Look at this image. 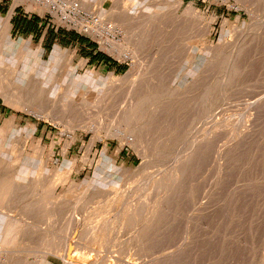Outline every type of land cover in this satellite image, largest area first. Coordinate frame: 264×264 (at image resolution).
<instances>
[{"label":"rangeland","instance_id":"1","mask_svg":"<svg viewBox=\"0 0 264 264\" xmlns=\"http://www.w3.org/2000/svg\"><path fill=\"white\" fill-rule=\"evenodd\" d=\"M61 1L53 12L0 0V33L9 20L17 48L44 63L36 79L55 89L42 118L0 93V150L19 164L0 216L26 234L4 245L0 233L6 259L264 264V0ZM98 18L137 32L134 67L81 25ZM80 37L117 65L90 64ZM81 77L66 108L63 90ZM148 89L158 98L124 130L134 140L114 135Z\"/></svg>","mask_w":264,"mask_h":264},{"label":"bare ground","instance_id":"2","mask_svg":"<svg viewBox=\"0 0 264 264\" xmlns=\"http://www.w3.org/2000/svg\"><path fill=\"white\" fill-rule=\"evenodd\" d=\"M36 1L41 2L45 7H47L49 10H52L53 12H54V9L57 8L55 0H36ZM59 1H61V0H59ZM61 2H64V1H61ZM116 9L111 13L114 16H118V14L121 12L120 9H118V10H116ZM61 10H63V9L61 8ZM64 12H65V9H64ZM99 13L102 14L101 11ZM65 15H66V19L75 20V19H73V17H70V15H68L66 13H65ZM119 19H120V16H119ZM83 21H86V20H83ZM81 25L83 27H85L87 30L95 33V35L101 39V42L103 43V45L110 52L116 53L120 57H123L124 59L130 60L132 62L131 65L133 67L135 66V64H137L138 52H139V49L141 48L139 41L135 45L133 44L131 47L128 46L131 43L130 41H132L131 39L135 38L134 34L137 32L134 33V30H132V31L130 30L129 32L125 31L124 29H122L121 27L116 25L115 23L106 22L105 20H102V18L93 19L92 23L87 22L86 24H81ZM126 38H127V41H126ZM135 40H137V39H135ZM59 51H61V50L57 47L52 52L51 61L54 62L59 58V55H58ZM72 55H73V53H71V54L68 53L66 59L68 61H70L72 58ZM60 57H62V56L60 55ZM43 65H44V63L41 61V59H39V56H38L36 51L35 52L34 51L25 52V51H21L17 48L16 43L12 40V38L9 34V20H7L5 22L4 29L0 33V93L5 96L7 101L20 103L24 106L25 109H27L31 113H34L38 116H41V118H42L43 114L45 115L48 113L47 108H46V104L49 105L47 102H48V100H50L51 92H54L53 90H55L54 88L47 86V81H48L47 78L45 79V77H42V79H40V80L36 79L37 78L36 75L38 74L37 70H39L40 67ZM130 74H131V72H128L125 75V77H128ZM140 75H142V74H140ZM72 77H73L72 71L67 70V72L65 73V79L69 80V79H72ZM82 78L83 77L79 78L78 82L75 80H72L71 81L72 84L71 83L67 84V87L63 90V92L65 93L64 96H65L66 108L69 107V105L67 106V104H70L71 101H74L73 98H75L77 96V90L79 89L78 87L80 85ZM137 81H139V80L135 79V82H137ZM37 86L39 87V90L36 88ZM62 89L63 88H61V91H62ZM158 92L159 91H157V89H154V94H152V91L148 89L145 93L140 94V96L135 101H132L131 104L122 113V115L119 119V122H120L118 125L119 127L116 129V131L114 128H112L115 131V133L113 132L114 135L121 137V138H125L128 141L129 140L133 141L134 137L127 136L125 131H124L125 128H127L129 130V128L138 125L140 119L142 118V116L145 113V110L147 109L146 107L148 106L149 102L151 101V99L155 100V98L158 96ZM49 110H51V108ZM51 118H53V117H51ZM83 120H85V119H83ZM56 122H58V121H56ZM75 124H76L75 126L73 125L74 127H76L78 125L82 128H85V130L89 131V132L90 131L94 132L97 128V126L88 125L87 123L83 122L81 119H78V118H75ZM73 126H71V127H73ZM8 127L10 128V127H12V125L8 126ZM33 130H34V127L30 128V130L27 129L29 134H32ZM133 130L134 129H132L131 131L133 132ZM2 131H3V128L0 127V133ZM71 131H72V129H71ZM107 133H109V132H107ZM4 150L3 151L0 150V166H1L0 167V207L3 204L5 199H7V202L10 203L11 197L13 196V194L11 196V193L13 191V189H12L13 188V186H12L13 182H12L11 178L13 177L14 172L16 173V171L18 169L16 165L19 166V164H16L18 162V160L16 162V161L11 160L9 158V154L11 152H9V150L6 148ZM4 152L7 154L9 153V154L8 155L4 154ZM151 157H152V155H151ZM153 157H155V156H153ZM105 160H106V158H105V156H103L102 161L105 162ZM144 161H145V159H144ZM142 166L143 165H141V167ZM34 170H35V172L36 171L40 172L37 168ZM35 172H31V174H33ZM22 177L25 178L26 176H24V174H23ZM88 192H89V190H88ZM82 198H84V197H81L80 199H82ZM33 199H34V197H33ZM86 199H84V200H86ZM94 202H95V199H94ZM85 204L87 205V203H85ZM8 211H9V209H8ZM0 213H5V212H2V210L0 209ZM8 213H10V211ZM29 213H30V211H29ZM51 220H52V218H51ZM18 229H19V225L15 224L14 222H10L6 225L5 222L3 221L2 217L0 216V233H4V240H3L4 245L15 242L18 238L20 239L21 236H24V235L26 236L24 231L20 232V234H18V232H17ZM34 232H36L35 229H34ZM32 236H33L32 234H29V238ZM27 237H28V235H27ZM7 252H9V251H7ZM7 252L4 253L2 250L0 251V264H12L13 258L6 259L7 255H5V254H8ZM64 263H66V264H79L77 262L67 260V259H66V261H64ZM40 264H45V263L42 262Z\"/></svg>","mask_w":264,"mask_h":264},{"label":"crops","instance_id":"3","mask_svg":"<svg viewBox=\"0 0 264 264\" xmlns=\"http://www.w3.org/2000/svg\"><path fill=\"white\" fill-rule=\"evenodd\" d=\"M71 37H76L77 35L75 33H70ZM80 42H82V44H89L90 47V51L89 52H85L86 57H88L90 59V64H113L112 61H110L108 58H103L102 56H100V52L97 51L96 48V44L95 43H91L90 41H88L87 39L84 38H79Z\"/></svg>","mask_w":264,"mask_h":264},{"label":"trees","instance_id":"4","mask_svg":"<svg viewBox=\"0 0 264 264\" xmlns=\"http://www.w3.org/2000/svg\"><path fill=\"white\" fill-rule=\"evenodd\" d=\"M96 48H97V44H96ZM100 56H102L103 58H108L110 61H113V60H111L109 57H107L106 54H104V53H102V52H100ZM113 64H114V65H117V63H116L115 61H113Z\"/></svg>","mask_w":264,"mask_h":264}]
</instances>
